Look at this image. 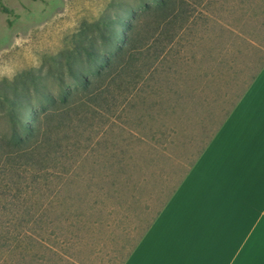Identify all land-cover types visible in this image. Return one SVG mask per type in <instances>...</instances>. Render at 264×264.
I'll return each mask as SVG.
<instances>
[{
	"label": "rangeland",
	"instance_id": "374dc122",
	"mask_svg": "<svg viewBox=\"0 0 264 264\" xmlns=\"http://www.w3.org/2000/svg\"><path fill=\"white\" fill-rule=\"evenodd\" d=\"M187 1V22L169 30L172 41L159 29L142 53L138 82H130L133 66L72 122L57 124L49 112L44 125L61 126L48 153L11 155L6 166L0 155V264H123L138 244L264 65V0ZM127 5L138 0L8 4L13 25L0 19L1 138L14 140L16 115L25 123L44 103L37 91L58 97L60 79L74 83L67 54L109 35ZM145 25L141 34L151 35ZM19 221L32 239L17 245Z\"/></svg>",
	"mask_w": 264,
	"mask_h": 264
},
{
	"label": "crops",
	"instance_id": "0c3cea01",
	"mask_svg": "<svg viewBox=\"0 0 264 264\" xmlns=\"http://www.w3.org/2000/svg\"><path fill=\"white\" fill-rule=\"evenodd\" d=\"M123 264H264V65Z\"/></svg>",
	"mask_w": 264,
	"mask_h": 264
},
{
	"label": "trees",
	"instance_id": "16d2710c",
	"mask_svg": "<svg viewBox=\"0 0 264 264\" xmlns=\"http://www.w3.org/2000/svg\"><path fill=\"white\" fill-rule=\"evenodd\" d=\"M17 2L18 0H0V7H3L1 9L3 12H0L1 26L13 25L11 16H6L10 14V11L7 12V6L9 3L15 5ZM188 4L187 0H138L137 8L127 5L122 15L117 14L116 19L112 21L114 30L109 35H100L99 41L90 39L88 42L85 40L77 43L67 54L68 60L65 64L74 83L67 85L60 79L61 93L58 97L51 93L48 95L43 90L37 91L36 97L47 104L42 103L34 109L31 119L25 123L21 121V114L16 115L13 125L14 140L8 141L0 137V155L5 158V166L9 164L11 155L12 159L18 160L25 158L24 156L41 155L49 152L48 147H51L53 140L54 143H59V138L52 139V133L57 134L61 125H44L49 112L57 114L59 120L57 124L68 118L72 122L73 114L78 116L80 113L85 117L88 115L91 104L106 90L108 84L116 80L122 84L123 77L128 75L133 66L136 67L131 71L130 82H138L142 78L141 67H137L142 53L152 49L153 42L158 39L156 32L159 29L166 31L168 41H172L174 33L169 30L178 23L181 26L187 22ZM49 5L45 4L43 8H48ZM33 13L30 12L28 18ZM144 25L153 29L151 35L141 34L140 29ZM22 164L17 163V167L12 165V168L17 169ZM28 164L24 163L23 166ZM18 226L22 229H18L15 236L17 245L32 239L27 235L24 223L19 221Z\"/></svg>",
	"mask_w": 264,
	"mask_h": 264
},
{
	"label": "flooded vegetation",
	"instance_id": "af4514ba",
	"mask_svg": "<svg viewBox=\"0 0 264 264\" xmlns=\"http://www.w3.org/2000/svg\"><path fill=\"white\" fill-rule=\"evenodd\" d=\"M0 9H3V7H0ZM7 9H8L7 12H9V11L12 12L11 7H7ZM0 12H1V10H0Z\"/></svg>",
	"mask_w": 264,
	"mask_h": 264
}]
</instances>
